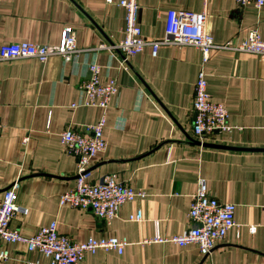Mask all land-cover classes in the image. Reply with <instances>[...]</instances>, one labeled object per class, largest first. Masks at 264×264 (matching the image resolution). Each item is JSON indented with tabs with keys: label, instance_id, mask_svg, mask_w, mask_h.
Masks as SVG:
<instances>
[{
	"label": "crops",
	"instance_id": "obj_1",
	"mask_svg": "<svg viewBox=\"0 0 264 264\" xmlns=\"http://www.w3.org/2000/svg\"><path fill=\"white\" fill-rule=\"evenodd\" d=\"M121 0H0V46L27 42L58 45L64 27L75 31L82 50L64 63L16 59L0 62V198L18 184L11 227L22 237L55 221L58 233L75 242L115 237L128 243L121 255L97 251L79 264H264V65L247 53L212 49L203 66L212 101L229 112V134L198 145L192 134L191 104L201 53L192 46L145 49L128 59L94 50L123 39ZM143 39L164 37L168 11H206L205 31L216 45L246 39L251 30L264 40V5L238 9L235 0H137ZM100 68L102 83L115 79L118 93L105 112L106 148L89 167V181L113 175L117 182L145 194L122 205L110 223L90 210L60 206L59 198L76 184L77 163L60 143L71 128L86 134L102 116L86 107L79 86L88 65ZM77 105L71 108V105ZM28 140L24 144L23 139ZM209 196L235 205V226L207 257L194 245L178 247L142 241L183 233L198 182ZM141 211L142 220L130 216ZM254 226V233L249 227ZM9 259L0 264H46L22 243L0 241Z\"/></svg>",
	"mask_w": 264,
	"mask_h": 264
},
{
	"label": "built area",
	"instance_id": "obj_2",
	"mask_svg": "<svg viewBox=\"0 0 264 264\" xmlns=\"http://www.w3.org/2000/svg\"><path fill=\"white\" fill-rule=\"evenodd\" d=\"M236 7L243 9L252 4L257 9L264 5V0H235ZM118 5L125 10L123 39L114 44H100L94 50L114 52L122 56V68L126 69L128 59L140 54L145 47L151 49L155 57L161 46L174 45L178 47L192 46L201 53V68L194 83L192 99V134L200 144L212 141L217 134H229L233 127L229 124V112L222 103L212 101L207 92L206 75L203 66L209 60L212 49L247 53L259 57L264 65V40L258 31L251 30L241 42L229 41L223 45H216L205 31L206 11L201 13H182L168 11L165 21L164 37L158 41L143 39L141 29L137 23V0H121ZM82 52L76 45L75 31L71 27H64L60 34L58 45H35L27 42L8 43L0 46V62L16 59H36L40 63L46 62L52 56H59L64 63L72 61ZM100 68L96 64L88 65V78L79 86L83 93V105L98 107L102 110L99 121L92 126H86V134L75 132L71 128L64 129L59 137L64 150L75 157L77 163L76 184L72 190L66 191L59 198V205H67L80 210H90L95 217L110 223L117 217L119 208L125 203L145 197L144 193L135 192L130 186L117 182L113 175L104 176L97 182L89 181V167L94 157L105 150L106 141L103 129L106 124L105 112L111 99L118 93L115 79L102 83L99 79ZM1 97V91H0ZM77 105L72 104L71 108ZM264 127V125H263ZM2 124L0 122V133ZM28 138L23 139V143ZM18 184L14 183L3 192L0 198V241L6 244L22 243L28 252H36L47 259L46 264H79L88 254L97 251L116 252L121 255L126 245L125 239L115 237L88 238L83 242H75L68 236L58 233L57 223L51 222L40 227L32 237H22L11 227L15 214L19 211L16 205ZM235 205L223 203L208 195L204 181L200 180L197 190L192 196L187 218L189 227L180 234L143 240L145 244H173L178 247L194 245L202 257L211 254L214 248L224 239L229 230L235 226ZM130 220L140 222L141 211L130 216ZM254 233L255 227H249ZM9 259L6 250L0 251V262Z\"/></svg>",
	"mask_w": 264,
	"mask_h": 264
},
{
	"label": "water",
	"instance_id": "obj_3",
	"mask_svg": "<svg viewBox=\"0 0 264 264\" xmlns=\"http://www.w3.org/2000/svg\"><path fill=\"white\" fill-rule=\"evenodd\" d=\"M199 145V143H197ZM203 147H214L213 145H210V144H203L202 145Z\"/></svg>",
	"mask_w": 264,
	"mask_h": 264
}]
</instances>
